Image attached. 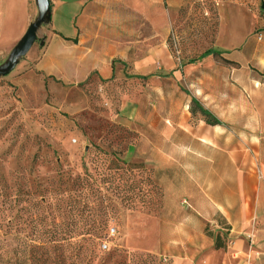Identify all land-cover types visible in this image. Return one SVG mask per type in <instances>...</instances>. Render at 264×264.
<instances>
[{
	"label": "rangeland",
	"instance_id": "374dc122",
	"mask_svg": "<svg viewBox=\"0 0 264 264\" xmlns=\"http://www.w3.org/2000/svg\"><path fill=\"white\" fill-rule=\"evenodd\" d=\"M143 1L142 19L125 3L115 19L108 0L58 7L0 77V264H176L155 246L163 226L199 216L194 186L149 147L137 109L179 102L169 70L241 40L254 17L264 29V0ZM21 12L0 2V66ZM208 224L226 234L221 217Z\"/></svg>",
	"mask_w": 264,
	"mask_h": 264
},
{
	"label": "crops",
	"instance_id": "0c3cea01",
	"mask_svg": "<svg viewBox=\"0 0 264 264\" xmlns=\"http://www.w3.org/2000/svg\"><path fill=\"white\" fill-rule=\"evenodd\" d=\"M108 1L110 4H105V9L115 7L117 11L112 16L115 19L122 3L132 7L136 18L143 17V0ZM0 2L21 9L24 31L38 16L36 0ZM50 2L55 14L58 7L73 4L75 0ZM260 21L254 17L253 26L244 38L222 48L221 56L234 65L220 62L213 53L179 65L168 73L184 87L181 92L185 96L182 94L179 102L169 97L165 108L146 105L137 109L144 123L137 128L151 141L149 147L181 165L194 186L192 204L199 216L163 226L164 233L155 246L160 255L174 259L176 264L264 261V29H259ZM50 35L57 37L53 30ZM224 35L222 32L221 39H228V34ZM231 36H235V31ZM200 78L205 79L207 99L197 96L191 88ZM193 98L221 124L207 123L197 109L193 114ZM146 143L148 148L150 143ZM216 216L225 221L222 229L233 240L227 249H216L215 239L205 234V226L214 224ZM249 235H253L251 250L244 242ZM236 250L239 253L235 255Z\"/></svg>",
	"mask_w": 264,
	"mask_h": 264
},
{
	"label": "water",
	"instance_id": "95a60500",
	"mask_svg": "<svg viewBox=\"0 0 264 264\" xmlns=\"http://www.w3.org/2000/svg\"><path fill=\"white\" fill-rule=\"evenodd\" d=\"M36 4L38 7V16L30 23L25 34L13 48L8 61L0 66V77L10 74L16 68L20 59L31 50L36 42L39 29L44 24H49L52 20L50 0H36ZM262 8L264 9V4Z\"/></svg>",
	"mask_w": 264,
	"mask_h": 264
},
{
	"label": "trees",
	"instance_id": "16d2710c",
	"mask_svg": "<svg viewBox=\"0 0 264 264\" xmlns=\"http://www.w3.org/2000/svg\"><path fill=\"white\" fill-rule=\"evenodd\" d=\"M206 53H213L215 57L217 58V60H219L220 62L226 65L235 64L234 62L226 58H223L221 56L222 52L220 51L208 50ZM136 77L141 78V79H148L149 76L137 75ZM196 109L199 110L205 116L207 123L212 124V125L221 124V122L211 113V111H209L203 105H201V103L196 98H193L192 105H191V112L194 114ZM209 227H210V224H207L205 226L204 231L207 236L215 239V248L216 249H227L228 243L225 239L227 234L223 235L221 233H218L217 236L214 237V234L211 230H209Z\"/></svg>",
	"mask_w": 264,
	"mask_h": 264
},
{
	"label": "bare ground",
	"instance_id": "6f19581e",
	"mask_svg": "<svg viewBox=\"0 0 264 264\" xmlns=\"http://www.w3.org/2000/svg\"><path fill=\"white\" fill-rule=\"evenodd\" d=\"M205 82L204 78H200V81H194L191 85L192 90L195 94L201 98L207 99L206 90L203 87V83Z\"/></svg>",
	"mask_w": 264,
	"mask_h": 264
},
{
	"label": "built area",
	"instance_id": "2783aa9c",
	"mask_svg": "<svg viewBox=\"0 0 264 264\" xmlns=\"http://www.w3.org/2000/svg\"><path fill=\"white\" fill-rule=\"evenodd\" d=\"M114 231H115L114 229H111V230H110V234H111V235L114 234ZM106 246H107V245H104L105 248H106ZM257 259L259 260L260 257L258 256ZM256 264H264V261L257 262Z\"/></svg>",
	"mask_w": 264,
	"mask_h": 264
}]
</instances>
